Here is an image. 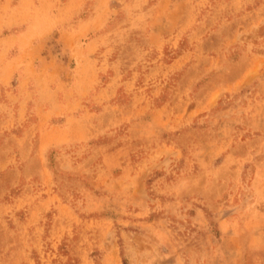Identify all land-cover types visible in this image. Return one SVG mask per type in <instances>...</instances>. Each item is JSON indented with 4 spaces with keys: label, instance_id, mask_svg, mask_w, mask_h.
<instances>
[{
    "label": "rangeland",
    "instance_id": "1",
    "mask_svg": "<svg viewBox=\"0 0 264 264\" xmlns=\"http://www.w3.org/2000/svg\"><path fill=\"white\" fill-rule=\"evenodd\" d=\"M0 264H264V0H0Z\"/></svg>",
    "mask_w": 264,
    "mask_h": 264
}]
</instances>
